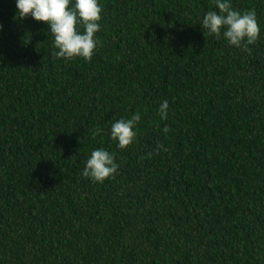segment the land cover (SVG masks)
I'll use <instances>...</instances> for the list:
<instances>
[{
  "label": "trees",
  "instance_id": "trees-1",
  "mask_svg": "<svg viewBox=\"0 0 264 264\" xmlns=\"http://www.w3.org/2000/svg\"><path fill=\"white\" fill-rule=\"evenodd\" d=\"M99 3L85 62L0 0V264H264V0H231L261 28L248 52L201 29L214 0ZM101 147L103 184L82 175Z\"/></svg>",
  "mask_w": 264,
  "mask_h": 264
},
{
  "label": "clouds",
  "instance_id": "clouds-1",
  "mask_svg": "<svg viewBox=\"0 0 264 264\" xmlns=\"http://www.w3.org/2000/svg\"><path fill=\"white\" fill-rule=\"evenodd\" d=\"M16 18L32 20L47 26L53 38V47L57 49V59H83L90 62L95 55L101 30L102 6L99 0H15ZM216 10L206 12L199 25L209 36L223 39L229 46L246 52L254 45L261 32L254 10L241 12L235 10L231 0H214ZM2 27V26H0ZM82 27L83 31L79 29ZM168 100L159 105V115L167 117ZM141 116L133 114L130 119L111 122L109 137L117 147L125 149L133 144L137 137L136 128ZM169 131L167 127L163 129ZM118 172L113 154L104 148L94 149L85 161L83 177L93 183L103 184Z\"/></svg>",
  "mask_w": 264,
  "mask_h": 264
}]
</instances>
